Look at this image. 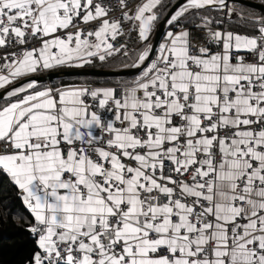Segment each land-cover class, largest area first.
<instances>
[{"label": "snow or ice", "instance_id": "1", "mask_svg": "<svg viewBox=\"0 0 264 264\" xmlns=\"http://www.w3.org/2000/svg\"><path fill=\"white\" fill-rule=\"evenodd\" d=\"M0 205L26 264H264V14L0 0Z\"/></svg>", "mask_w": 264, "mask_h": 264}, {"label": "trees", "instance_id": "2", "mask_svg": "<svg viewBox=\"0 0 264 264\" xmlns=\"http://www.w3.org/2000/svg\"><path fill=\"white\" fill-rule=\"evenodd\" d=\"M261 3L260 0H251ZM254 11L263 14L262 12L253 9ZM244 31L243 27L238 29ZM96 70H122L126 69L119 63H109L104 66H98ZM73 70V69H72ZM128 77H64L61 78L65 82H83L87 80L90 83H105L114 84L115 81L130 79ZM18 201H13L12 212H23V215L31 219L30 214L26 210L21 209ZM5 209L0 205V264H26L27 258L34 247L33 242L27 232V224L24 220L17 223L11 214L5 218Z\"/></svg>", "mask_w": 264, "mask_h": 264}, {"label": "water", "instance_id": "3", "mask_svg": "<svg viewBox=\"0 0 264 264\" xmlns=\"http://www.w3.org/2000/svg\"><path fill=\"white\" fill-rule=\"evenodd\" d=\"M236 2L239 3L240 0H236ZM243 2L247 5H250L253 9L258 10L264 14V4L254 2L251 0H243ZM163 31L164 28L161 27L159 29V33H163ZM160 39L161 36L158 34L156 37V41H159ZM69 72L79 73V75H68L64 77H128V76H132L135 70L134 69L131 70L130 69H122V70L73 69V70H69ZM45 82H51V81H45Z\"/></svg>", "mask_w": 264, "mask_h": 264}]
</instances>
